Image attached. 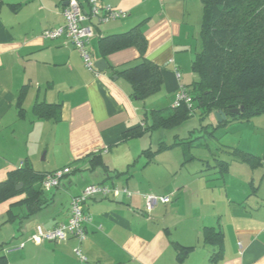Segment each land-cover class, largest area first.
<instances>
[{
	"label": "crops",
	"instance_id": "crops-1",
	"mask_svg": "<svg viewBox=\"0 0 264 264\" xmlns=\"http://www.w3.org/2000/svg\"><path fill=\"white\" fill-rule=\"evenodd\" d=\"M68 1L0 0V183L25 163L40 173L72 168L59 187H42L39 207L26 193L0 204V264H264V157L241 142L226 143L215 150L231 161L216 151L210 152L216 163L187 168L197 162L186 147L194 140L176 134L170 142L159 134L154 148L156 130L173 131L190 118L132 135L152 123L154 110L169 117L177 91L191 90L197 80L192 64L201 47L202 1L101 0L128 16L93 21L91 51L108 65L99 74L67 38L43 36L64 24ZM78 1L88 9L87 0ZM138 26L147 41L144 56L163 79L161 91L146 100L134 97L120 74L142 61L138 48L101 50L105 37ZM194 106L202 119L215 114L203 116ZM212 121L206 127H213V138L220 129ZM181 146L177 163L164 156ZM246 155L257 159L245 161ZM93 184L135 195L88 200L91 222L81 244L33 238L38 225L67 223L71 199ZM148 193L175 196L149 214L141 196ZM79 247L86 262L75 253Z\"/></svg>",
	"mask_w": 264,
	"mask_h": 264
},
{
	"label": "trees",
	"instance_id": "trees-1",
	"mask_svg": "<svg viewBox=\"0 0 264 264\" xmlns=\"http://www.w3.org/2000/svg\"><path fill=\"white\" fill-rule=\"evenodd\" d=\"M203 18L200 28L201 47L195 53L192 68L197 80L189 90L193 108L183 104L173 108L168 117L152 111V123L146 130L175 126L195 113L194 103L203 109V116L223 111L227 119L217 124L219 129L232 120L250 121L264 114V0H201ZM135 46L142 61L120 74L131 84L133 96L146 100L163 87L160 68L144 55L146 38L138 27L131 31L105 37L101 41L104 55ZM238 109V114L232 113ZM245 161L257 159L246 155ZM259 163L260 160L258 159ZM224 172V169H223ZM46 173L36 172L28 163L11 172L0 183V204L26 193L37 206L43 201L42 182ZM21 183L24 187L17 190ZM39 207V206H38Z\"/></svg>",
	"mask_w": 264,
	"mask_h": 264
},
{
	"label": "built area",
	"instance_id": "built-area-1",
	"mask_svg": "<svg viewBox=\"0 0 264 264\" xmlns=\"http://www.w3.org/2000/svg\"><path fill=\"white\" fill-rule=\"evenodd\" d=\"M88 9L78 0H69L64 7L62 15L64 24L55 29L46 30L43 33L44 38L56 40L62 37L67 38L79 52L85 67L95 73L100 72L95 67V57L91 51V40L95 36L94 23H107L118 19L126 18L128 12L114 8L110 5H102L101 0H87ZM179 76L180 74L177 73ZM187 105L193 108V100L187 88L181 87L177 93L172 105L173 108L181 105ZM72 171L71 167L46 173L42 182L45 190H52L60 186L61 180ZM125 194L127 197H133L134 192L128 188H119L106 184H93L87 186L81 194L73 197L70 203V217L67 223L58 224L52 229H46L43 225L36 227L34 239L44 242L64 243L70 239L77 240L80 244L87 239L86 225L91 222V217L85 212V203L95 197H109L111 195ZM145 201L147 213H152L159 205H168L173 202L174 193L168 195H157L154 193L142 194ZM81 261L86 262L81 247L75 251Z\"/></svg>",
	"mask_w": 264,
	"mask_h": 264
},
{
	"label": "rangeland",
	"instance_id": "rangeland-1",
	"mask_svg": "<svg viewBox=\"0 0 264 264\" xmlns=\"http://www.w3.org/2000/svg\"><path fill=\"white\" fill-rule=\"evenodd\" d=\"M202 18L203 12L200 13V19L202 20ZM200 114V111L197 110L196 114H194L189 120L179 125L180 127L173 131H166L164 129H160L158 131L156 130L154 148L157 147L156 143L159 142V134H167L163 140L170 142L175 141L176 138H174V135L176 134H179L181 137H185L187 143L189 142V139L194 140V143L186 144V147L190 149V154L197 158V162L191 163L189 165L190 167L187 168H195L200 166V162L202 161L199 160L209 162L211 165L216 163L214 160L215 157H213V155L210 153L212 152L214 154L216 151H218L217 158L231 161V155H227V153H221L218 149L215 150L218 146L225 145L226 143H229L234 147V145H238V143L241 142V145L244 148L251 149L252 151L257 152L260 156L264 157V114L253 118L251 122L232 120L226 126L219 128L220 131H217V136L213 138L210 134V131H213V127L211 126L208 128L206 126L210 124V120H213L212 122L214 124L218 123V120L214 116L215 114L207 116L204 119H202ZM206 143L210 144V150L205 148ZM202 144H204V146H202ZM182 147L183 146L178 147L175 149V151H171L164 156L170 157L177 163V157H182ZM196 170H198V168H196ZM177 176L178 175H175V177ZM6 250L8 249L6 248Z\"/></svg>",
	"mask_w": 264,
	"mask_h": 264
},
{
	"label": "water",
	"instance_id": "water-1",
	"mask_svg": "<svg viewBox=\"0 0 264 264\" xmlns=\"http://www.w3.org/2000/svg\"><path fill=\"white\" fill-rule=\"evenodd\" d=\"M68 4V2H67ZM66 4V5H67ZM107 62L105 59H100L95 62V67L99 72H104L107 69ZM232 113L238 114L240 111L238 109H232ZM215 117L218 120V123H222L225 119H227L226 114L223 111H218L215 113ZM23 184L21 183L20 185L17 186V190H19Z\"/></svg>",
	"mask_w": 264,
	"mask_h": 264
}]
</instances>
